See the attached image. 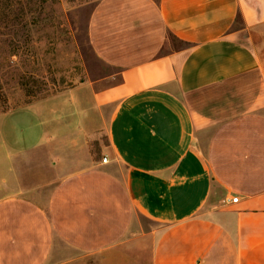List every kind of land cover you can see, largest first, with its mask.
<instances>
[{
	"label": "crops",
	"instance_id": "0c3cea01",
	"mask_svg": "<svg viewBox=\"0 0 264 264\" xmlns=\"http://www.w3.org/2000/svg\"><path fill=\"white\" fill-rule=\"evenodd\" d=\"M87 36L109 74L0 131V264H264V0H99Z\"/></svg>",
	"mask_w": 264,
	"mask_h": 264
},
{
	"label": "rangeland",
	"instance_id": "374dc122",
	"mask_svg": "<svg viewBox=\"0 0 264 264\" xmlns=\"http://www.w3.org/2000/svg\"><path fill=\"white\" fill-rule=\"evenodd\" d=\"M98 1L0 0L3 135H28L39 119L29 109L40 105L54 109L63 93L109 74L110 70L95 58L87 36L88 21ZM173 43L182 47L177 41ZM7 115L12 116L2 120ZM34 128L35 134L40 131ZM140 221L145 229L153 228L144 219ZM116 257L120 255L71 262L102 264L114 262ZM130 259L124 256L123 261Z\"/></svg>",
	"mask_w": 264,
	"mask_h": 264
},
{
	"label": "built area",
	"instance_id": "2783aa9c",
	"mask_svg": "<svg viewBox=\"0 0 264 264\" xmlns=\"http://www.w3.org/2000/svg\"><path fill=\"white\" fill-rule=\"evenodd\" d=\"M102 162H106V159L104 158L103 160H102ZM237 198H232L231 199V203H233V204H235V203H237Z\"/></svg>",
	"mask_w": 264,
	"mask_h": 264
}]
</instances>
